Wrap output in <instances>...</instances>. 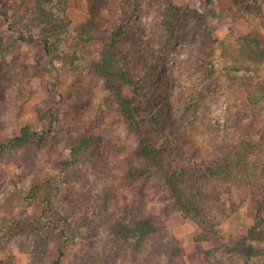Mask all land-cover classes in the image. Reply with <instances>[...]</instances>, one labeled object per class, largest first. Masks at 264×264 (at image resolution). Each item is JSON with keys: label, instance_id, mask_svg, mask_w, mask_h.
I'll list each match as a JSON object with an SVG mask.
<instances>
[{"label": "rangeland", "instance_id": "1", "mask_svg": "<svg viewBox=\"0 0 264 264\" xmlns=\"http://www.w3.org/2000/svg\"><path fill=\"white\" fill-rule=\"evenodd\" d=\"M61 1L56 19L51 0H0V144L25 125L39 134L0 151V264H264V238L249 234L264 206V153L249 157L245 181L199 167L264 132V0H132L118 42L141 87L142 130L198 174L205 224L167 207L159 176L130 178L146 166L136 134L116 109L99 112L103 45L80 27L107 36L123 0ZM169 3L180 18L167 32ZM86 131L100 143L71 161Z\"/></svg>", "mask_w": 264, "mask_h": 264}, {"label": "trees", "instance_id": "2", "mask_svg": "<svg viewBox=\"0 0 264 264\" xmlns=\"http://www.w3.org/2000/svg\"><path fill=\"white\" fill-rule=\"evenodd\" d=\"M50 1V0H49ZM56 8V19H59L60 12L63 11L61 0H51ZM127 6V11L126 7ZM168 11L161 14V27L164 31H171L179 17L177 7L169 3ZM123 17L120 18L118 24L107 36H98L91 30L93 24H86L80 27V36L98 37L102 42L101 60L96 65L98 74L104 77V84L108 91L100 106V113H108L109 110L116 109L118 119L122 120L129 130L136 134V148L134 157L142 159L145 167L133 165L129 168L128 173L133 181L138 180L146 174H155L162 179L163 184L167 185L171 193L172 200L167 203L170 209L178 208L187 215L195 219L200 224L207 222V216L204 214L199 204L198 196L201 194L200 186L194 184V171L185 165L170 159H165L163 149L154 144L149 135L142 130L144 124L150 120L147 119L148 114L139 104L141 87L139 81L129 68V57L118 46L119 40L126 33V27L130 20L134 17L136 7L132 0H123ZM46 39V38H45ZM52 36H48L46 44L55 43ZM213 70H210V75ZM133 88V95L126 96L123 92L124 86ZM99 113V114H100ZM53 121L57 120L56 112L52 113ZM39 135L37 131L31 129L29 125L21 128L19 135H16L0 144V151H8L25 144L33 136ZM100 143V138L92 134L91 131L81 133V135L71 141L69 154L70 160L78 162L89 151L96 149ZM95 148V149H94ZM264 153V132L257 141L245 140L239 147H234L230 152H223L219 157L203 162L199 165L200 175L204 178L222 177L228 181H236L240 179L245 181L246 177L252 172L248 166L249 157L253 154ZM134 160V159H133ZM39 184H35L31 188L34 195L35 189ZM145 228L148 224H142ZM249 234L252 238H264V206L258 208L257 218L250 227Z\"/></svg>", "mask_w": 264, "mask_h": 264}]
</instances>
